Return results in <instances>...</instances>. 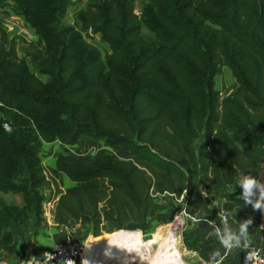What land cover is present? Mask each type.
<instances>
[{
	"label": "trees",
	"instance_id": "16d2710c",
	"mask_svg": "<svg viewBox=\"0 0 264 264\" xmlns=\"http://www.w3.org/2000/svg\"><path fill=\"white\" fill-rule=\"evenodd\" d=\"M7 1L0 0V16ZM26 1L24 18L45 44L36 58L47 79L26 57L13 58L0 17V189H18L27 200L18 206L0 196L3 249L14 254L32 220L46 226L41 187L58 195L54 224L86 218L92 243L104 239L107 222L117 231L135 224L148 230L149 217L168 205L153 192L181 194L189 181L214 180L218 195L228 197L242 175L258 176L264 0H149L155 9L146 23L158 45L141 33L134 0L93 1L79 17L109 44L107 59L97 44L61 23L66 0ZM225 65L239 86L222 97L216 75ZM89 137L132 155L60 154L46 171L39 154L44 142ZM64 174L74 184L56 190Z\"/></svg>",
	"mask_w": 264,
	"mask_h": 264
},
{
	"label": "rangeland",
	"instance_id": "374dc122",
	"mask_svg": "<svg viewBox=\"0 0 264 264\" xmlns=\"http://www.w3.org/2000/svg\"><path fill=\"white\" fill-rule=\"evenodd\" d=\"M93 1H100L103 3V0H86L83 6L81 5L78 7L76 5L71 6L72 3L69 4L67 2L66 9L59 12L58 16L64 26L74 27L87 40L97 44L101 48L103 56L107 59V54L111 52L109 44L102 39L101 32L96 30L94 24L85 26L79 17V12L86 9ZM117 1L121 2L122 0ZM25 2L27 1L8 0L2 5L0 17L6 28L9 26L10 16H12V18H18V16L22 17L26 23L25 25H27V27L30 26L24 18ZM134 7L135 12L138 13V23L141 25V33L152 44L158 45V39L146 23V19L154 14L155 7L149 0H134ZM41 15L44 16L45 11L41 10ZM21 24L25 26L24 23ZM7 30L11 33L13 28L12 30L7 28ZM32 43H34L35 46L41 44L34 41ZM7 46H9L8 42ZM26 48L30 49L29 52L36 50V48H30L29 45H26ZM44 48L45 44L43 48H39L37 52L25 53L26 49H24V53L19 55L12 54V56L18 59L26 57L31 69L44 79H47V76L39 73V62L36 58V54ZM216 86L221 90L222 97L237 90L239 83L229 66L225 65L220 68L219 73L216 75ZM92 140L88 142L80 140L72 145L71 143H63L64 141L61 138H57L50 142H44L40 148L39 154L46 171L49 173L48 167L55 165L54 162L60 154H75L78 157H89L90 159H95L104 152L112 153L120 158H130L132 155L128 152L124 153L123 151L125 149L107 147L104 140L101 141L105 143L98 141V144L93 143ZM197 142L199 144L201 141L198 140ZM93 147L94 149L92 150ZM244 175L257 177L261 183H264V164L258 176L254 174ZM214 183H216L214 180L189 181L187 185L189 188L188 197L181 198V196H179V199L170 200L166 206V210H163L153 218L149 217L150 224L146 231L143 229L140 231L139 224L126 227L127 230L124 231H117L114 225L107 222L104 228L105 231H102V233L104 232V239L100 242L107 244L108 241H112V248L116 252V255L113 256L118 259L119 264H126V258L131 259L129 264H209L211 253L216 249L222 251V248L216 238L210 235L212 228L207 221L215 220L217 224H219L221 217L227 213L229 224L233 229L237 228V222L251 216L253 224L250 226L249 238L252 241V247L262 245L264 241V213L253 211L252 207L244 209L237 203L238 196L242 191L238 185L232 188L231 196L220 197L218 195V188L216 190L214 189V185H216ZM72 184H74V182L68 179L66 175H63L58 178L56 190L65 189ZM41 192L45 196L44 207L47 206V209L45 207L47 224L44 227L38 228L32 220L29 222L28 226L25 225V227L22 228L16 242L17 251L12 254V256L16 253L23 254L21 257L24 261L18 262V264H29V261H32L35 255L40 256L44 250V248L39 250L40 242L43 247L51 244H47V240L42 236L46 234L44 229L50 226V223H54L53 215L48 216L46 210L49 214V208L54 204L53 200L58 199V195L54 189L52 190L45 187H41ZM202 192L204 195L201 194ZM0 196L8 203H13L18 206H25L27 203L24 194L18 189H10L7 191L0 189ZM71 221L72 224L66 227L64 226L63 230L65 232L71 230L81 240H87L86 242H88L90 240V234H93L92 227L90 226L91 223L88 222L86 218H81L80 221L71 219ZM82 231L84 232L83 234L81 233ZM110 232L113 233L110 234ZM159 232L163 237L155 239ZM102 245L92 244V247H94L92 251L95 255L92 257L91 264H106L109 262L106 255H100ZM247 250L248 249H246V251ZM234 252V254H228L222 261V264H235L238 259H236V257H238L239 251L235 249ZM102 260H104V262Z\"/></svg>",
	"mask_w": 264,
	"mask_h": 264
},
{
	"label": "clouds",
	"instance_id": "9594fccd",
	"mask_svg": "<svg viewBox=\"0 0 264 264\" xmlns=\"http://www.w3.org/2000/svg\"><path fill=\"white\" fill-rule=\"evenodd\" d=\"M238 186L242 190L238 198L244 201L245 205H250L253 211L264 213V183H261L257 177L242 175L238 181ZM201 194L204 195L203 192ZM207 223L212 228L210 235L216 238L223 249V255H221L220 249H216L211 253L209 264H222L224 258L233 249L246 250L252 248V241L249 238L250 226L253 224L251 216L237 222L236 229L230 226L227 213L221 217L219 224L215 220H208ZM45 255H48L50 261L54 259L51 254L46 253ZM258 259L259 251L253 248L245 253L244 264H257ZM67 264H72V261L68 260Z\"/></svg>",
	"mask_w": 264,
	"mask_h": 264
},
{
	"label": "crops",
	"instance_id": "0c3cea01",
	"mask_svg": "<svg viewBox=\"0 0 264 264\" xmlns=\"http://www.w3.org/2000/svg\"><path fill=\"white\" fill-rule=\"evenodd\" d=\"M66 1L69 4L72 3L71 6L72 5H76L78 7H80L81 5L83 6V4H85V2H86V0H66ZM10 18L11 19L9 20V23H8L9 26H7V28H9L10 30H12V28H13V30H12L11 33H9V40H8L9 46H8V48L11 51L12 54L19 55L21 53H24L23 52L24 49H26V52L25 53H32L33 51L34 52L39 51V48L40 49L43 48V45H44L43 39L35 32V29L29 23L28 24L30 26L27 27V25H25L26 23L24 22V19L22 17H19L18 16V18H15V17L12 18V16H10ZM21 23H24L25 26H23ZM33 41L34 42L41 43V44L39 46H35V44L32 43ZM26 45H29L30 48H36V50H33L32 52H29L30 49H27L26 48ZM14 59L19 60L18 58H14ZM82 140H84V142H88L89 140L91 141V138L89 137L88 139H82ZM98 141L102 142L101 140H94L93 143H97L98 144ZM63 143H66V142H63ZM102 143H105V142H102ZM71 145H72V143H71ZM105 145L107 147H109L107 143H105ZM120 147H122V146H120ZM113 149H117V147L116 148H113ZM124 153H127V152H124ZM214 184H216V185H214V189L216 190L218 188V184L217 183H214ZM164 210H166V209H164ZM160 213H158V214H160ZM158 214H156L154 216H150V217L153 218V217L157 216ZM70 224H72V221H70ZM133 226H135V225H133ZM45 231H46V234H43L42 237L47 240V242H48L47 244H49V243L52 244L54 241L62 238L63 237L62 234L65 232L63 230V227L62 226H59L58 224L56 225L54 223H50V226ZM81 233L83 234L84 232L82 231ZM112 233L113 232H111L110 234H112ZM162 237H163V235L159 232L157 234V237L155 239H160ZM90 240H91V234H90ZM101 242H95V241H93L92 244L94 243V244L102 245L103 243H101ZM108 243L102 245V248H101V251H100L101 254L100 253L99 254L100 255H102V254L103 255H106L107 258H108V260L111 261L112 264H116L118 262V259L115 256H113V255H116V252L112 248L113 247L112 241H108ZM263 243H264V241H263ZM51 244H49L48 246H50ZM39 245H40V249L39 250H41V248L43 249V248L48 247V246H44L43 247V245H42L41 242L39 243ZM234 250L230 254H234L235 253ZM238 251H239L238 252V257H236V259L237 258L238 259H237V262L236 263L240 262L244 258V255H245L244 252H246V250H242V249H238ZM221 254H223V249L221 251ZM21 255L23 256V254H17L16 253L14 256H12V254H10L9 251L3 249L0 246V264H18V262H23L24 260L21 257ZM37 257H39V255H35L34 256V258H37ZM129 259L126 258L125 263ZM102 261L104 262V260H102ZM233 261H235V260H233ZM29 264H31L30 261H29Z\"/></svg>",
	"mask_w": 264,
	"mask_h": 264
},
{
	"label": "built area",
	"instance_id": "2783aa9c",
	"mask_svg": "<svg viewBox=\"0 0 264 264\" xmlns=\"http://www.w3.org/2000/svg\"><path fill=\"white\" fill-rule=\"evenodd\" d=\"M5 127L7 129H10V125L8 123H5ZM188 191L189 188L187 186L183 189L181 194H177L176 192H170V191H164V192L156 191L153 192L152 194L156 197V199L158 198L163 199L167 201L168 204L170 200L172 201V199H179V196H181V198L186 196L188 197ZM53 202L54 204H52V206H50L49 208V214L46 210V214L48 216L53 215V208L55 206L56 200L54 199ZM45 207L47 209V206ZM119 230L121 231L127 230V228H122ZM139 230L142 231L141 228ZM86 241L87 240H81L71 230H67L62 238L56 240L53 244L44 248L41 255L37 258H34L30 262L31 264H67L68 260H71L72 264H90L89 252L87 251ZM253 248L259 251V259L257 260V264H264V243L260 246H254L248 249L247 251H251ZM46 253L51 254L54 257V259L50 261L48 255H45ZM108 263L112 264V262L110 261L107 262L106 264ZM237 264H244V258Z\"/></svg>",
	"mask_w": 264,
	"mask_h": 264
},
{
	"label": "bare ground",
	"instance_id": "6f19581e",
	"mask_svg": "<svg viewBox=\"0 0 264 264\" xmlns=\"http://www.w3.org/2000/svg\"><path fill=\"white\" fill-rule=\"evenodd\" d=\"M66 144V143H65ZM94 149V147L92 148V150ZM86 245H87V251L89 252V258H90V264H91V262H92V257H93V255H95L94 254V252L92 251V249H94V247H92V244L91 243H89V242H86ZM90 250H91V253H90ZM103 255V254H102ZM130 261H131V259H129V260H127L126 261V264H129L130 263Z\"/></svg>",
	"mask_w": 264,
	"mask_h": 264
}]
</instances>
